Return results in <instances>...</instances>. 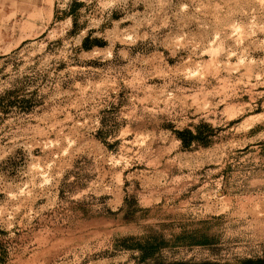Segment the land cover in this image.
Listing matches in <instances>:
<instances>
[{"label":"rangeland","instance_id":"1","mask_svg":"<svg viewBox=\"0 0 264 264\" xmlns=\"http://www.w3.org/2000/svg\"><path fill=\"white\" fill-rule=\"evenodd\" d=\"M186 262L264 264V0H0V264Z\"/></svg>","mask_w":264,"mask_h":264},{"label":"trees","instance_id":"2","mask_svg":"<svg viewBox=\"0 0 264 264\" xmlns=\"http://www.w3.org/2000/svg\"><path fill=\"white\" fill-rule=\"evenodd\" d=\"M184 143V142H183ZM187 145V144H186ZM179 264H190L189 262H186V263H179Z\"/></svg>","mask_w":264,"mask_h":264}]
</instances>
